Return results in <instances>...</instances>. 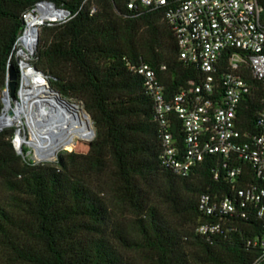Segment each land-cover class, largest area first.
Segmentation results:
<instances>
[{
  "label": "trees",
  "instance_id": "obj_1",
  "mask_svg": "<svg viewBox=\"0 0 264 264\" xmlns=\"http://www.w3.org/2000/svg\"><path fill=\"white\" fill-rule=\"evenodd\" d=\"M43 1L67 10L70 19L42 25L36 69L60 95L83 102L96 138L77 139L66 150L89 149L87 154L70 152L68 160L59 156L55 165L44 166L26 163L0 135V183L12 194L8 208L0 203V251L10 256L0 264H134L122 250L144 260L135 264H252L259 249L247 242L261 237L259 221H235V231L212 240L195 231L199 196L229 194L223 158L207 157L186 178L160 167L153 103L126 61L149 63L171 94L202 78L179 60L161 12L137 14L128 10L129 0H0V117L7 68H19L15 49L26 26L22 14ZM160 67L166 70L160 73ZM254 84L239 113L244 132L255 131L264 109ZM13 106L20 108L18 99ZM0 132L14 143L15 128ZM90 174L108 175L111 198L133 218L129 226L113 227L112 207L102 185H91ZM154 193L175 214L188 213V226L175 228L163 218L152 202Z\"/></svg>",
  "mask_w": 264,
  "mask_h": 264
},
{
  "label": "built area",
  "instance_id": "obj_2",
  "mask_svg": "<svg viewBox=\"0 0 264 264\" xmlns=\"http://www.w3.org/2000/svg\"><path fill=\"white\" fill-rule=\"evenodd\" d=\"M39 6L63 15L50 23L70 19L67 10L48 1L23 13L24 19ZM127 8L137 14L161 12L179 60L202 75L171 94L149 63L126 61L153 103L160 167L186 178L207 157L221 156L229 194L199 196L196 234L212 240L235 231V221L253 218L262 235L247 246L259 249L252 264H264V109L254 132L239 127L243 100L256 89L255 82L264 102V0H129ZM213 174L217 180L218 173Z\"/></svg>",
  "mask_w": 264,
  "mask_h": 264
},
{
  "label": "bare ground",
  "instance_id": "obj_3",
  "mask_svg": "<svg viewBox=\"0 0 264 264\" xmlns=\"http://www.w3.org/2000/svg\"><path fill=\"white\" fill-rule=\"evenodd\" d=\"M62 17V14L50 12L45 6H39L26 17L25 29L15 49L19 60L16 99H11L7 86L3 92L0 131L16 129L17 142L14 141V145L21 153L24 152L21 148L23 129L24 136L25 130L29 131L32 136L29 147L38 160H47L61 150H68L77 139L92 141L96 135L90 116L84 113L80 104L62 98L52 90L47 79L33 71L31 61L36 53L40 27L45 22H53ZM18 98L23 106L13 110L12 101L16 103Z\"/></svg>",
  "mask_w": 264,
  "mask_h": 264
},
{
  "label": "rangeland",
  "instance_id": "obj_4",
  "mask_svg": "<svg viewBox=\"0 0 264 264\" xmlns=\"http://www.w3.org/2000/svg\"><path fill=\"white\" fill-rule=\"evenodd\" d=\"M22 20H23V23L25 25L26 22H25V19L23 17V14H22ZM50 24H55V23H50ZM41 28H42V26L39 29L40 30L39 31V34L41 32ZM39 36L40 35H38V38H39ZM37 45H38V43H37ZM31 63L36 68L37 59H36L35 56L32 58ZM60 96L62 98H64V99H66V100H69L70 99V98H66V97H64L62 95H60ZM3 98H4V95H3ZM18 100L20 102V108H22V106H23L22 101L20 100V98H18ZM74 100H76L77 101L76 103L80 104V106L82 108H84L82 101L77 100V99H74ZM70 102H75V101H70ZM1 105H2V102H1ZM12 108H13V110H15L17 108V107H14L13 106V101H12ZM84 113H85V111H84ZM93 126H94V124H93ZM23 134H24V129H23V132H22L23 144H22V147L21 148H23V150L26 153L25 152H22L21 154H19L16 151V149L15 148L14 149H15V152L17 153V155L21 156L22 159L26 163L31 162L33 165L51 166V165H55L56 164L59 156H62L63 159L68 160L67 159V154L70 153V152H73L75 154H87L88 151H89V149H88V151L86 153H83V152H78V151L61 150L55 156H53V157H51V158H49L47 160H38L36 158L35 154H32L31 153V149L29 147V141L32 139V136H31L30 132L25 130L26 136H24ZM0 135L2 136V139L5 140L6 142L12 143V141H10L9 139H7L2 132H0ZM14 141L17 142V135H16ZM75 142L73 144H75ZM73 144H72V146H73ZM72 146H71V148H68V150H72L73 149ZM29 151H30V154H28ZM89 177H88L89 178V182L96 189L98 187H101V185H102L101 188L104 190V197L108 200L109 205L112 207L113 227H116V228L120 227V228H122V227L129 226L133 218H132L131 214L129 213V210L127 209V207L122 206L120 203L115 202L111 198V192H110V189H111V180L108 177V175L98 176V175H94V174L91 175L90 174ZM11 196H12V194L5 189V187L3 186L2 183H0V203L5 208H8V205L10 203L9 201L12 199ZM152 202L157 207L158 212L160 213V215H162V217L165 218L168 222H170L175 228H177V227L180 228V227H183V226H188V220H189V217H190L188 213L175 214V212L172 211V209L170 208V206L168 204H166L164 202V200H162L160 197H158L157 193L156 194L155 193L152 194ZM10 210H11V212H13V209H11V207H10ZM15 214H17V213H15ZM22 218H24V220H27L26 217H23L22 216ZM121 252L124 255V257L126 258V260L128 262H130V263H134L135 264V263H142L144 261L143 259H141V257H139L138 254L134 253L133 251L129 252V251H123L122 250ZM9 258H10V256L6 252L0 251V261H6Z\"/></svg>",
  "mask_w": 264,
  "mask_h": 264
},
{
  "label": "water",
  "instance_id": "obj_5",
  "mask_svg": "<svg viewBox=\"0 0 264 264\" xmlns=\"http://www.w3.org/2000/svg\"><path fill=\"white\" fill-rule=\"evenodd\" d=\"M33 71L38 74L39 76H42L43 78L47 79L48 78L39 70H37L35 67H33ZM18 78H19V70L18 68L15 69L14 66L9 65L6 71V82L5 85L9 89V94L12 100L16 99V94H17V84H18ZM53 90V89H52ZM55 91V90H54ZM57 94H59L57 91H55ZM86 111V110H85ZM89 115V114H88ZM96 137V135H95ZM13 147L16 149V151L21 154V151L18 150L14 143L12 142Z\"/></svg>",
  "mask_w": 264,
  "mask_h": 264
},
{
  "label": "clouds",
  "instance_id": "obj_6",
  "mask_svg": "<svg viewBox=\"0 0 264 264\" xmlns=\"http://www.w3.org/2000/svg\"><path fill=\"white\" fill-rule=\"evenodd\" d=\"M13 145V144H12Z\"/></svg>",
  "mask_w": 264,
  "mask_h": 264
}]
</instances>
